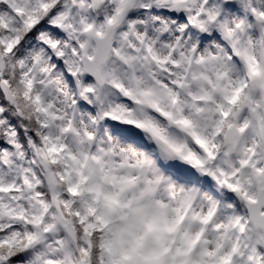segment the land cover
<instances>
[{
  "label": "snow or ice",
  "instance_id": "obj_1",
  "mask_svg": "<svg viewBox=\"0 0 264 264\" xmlns=\"http://www.w3.org/2000/svg\"><path fill=\"white\" fill-rule=\"evenodd\" d=\"M0 264H264V0H0Z\"/></svg>",
  "mask_w": 264,
  "mask_h": 264
}]
</instances>
